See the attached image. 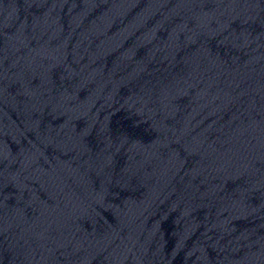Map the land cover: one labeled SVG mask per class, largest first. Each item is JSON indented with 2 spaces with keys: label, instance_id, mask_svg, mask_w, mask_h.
<instances>
[{
  "label": "water",
  "instance_id": "95a60500",
  "mask_svg": "<svg viewBox=\"0 0 264 264\" xmlns=\"http://www.w3.org/2000/svg\"><path fill=\"white\" fill-rule=\"evenodd\" d=\"M264 89V0H0V264H138Z\"/></svg>",
  "mask_w": 264,
  "mask_h": 264
}]
</instances>
